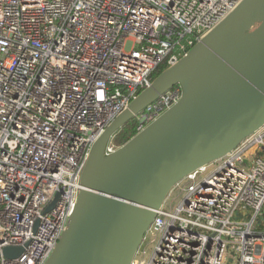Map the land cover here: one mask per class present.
<instances>
[{"label":"built area","instance_id":"2783aa9c","mask_svg":"<svg viewBox=\"0 0 264 264\" xmlns=\"http://www.w3.org/2000/svg\"><path fill=\"white\" fill-rule=\"evenodd\" d=\"M240 1L0 0V264H44L92 143ZM180 94L147 105L136 130ZM178 189L149 229L150 256L140 249L131 264H264V126Z\"/></svg>","mask_w":264,"mask_h":264},{"label":"water","instance_id":"95a60500","mask_svg":"<svg viewBox=\"0 0 264 264\" xmlns=\"http://www.w3.org/2000/svg\"><path fill=\"white\" fill-rule=\"evenodd\" d=\"M176 85L175 103L105 154L126 122ZM263 126L264 0H241L92 143L67 226L44 264H131L171 189Z\"/></svg>","mask_w":264,"mask_h":264},{"label":"trees","instance_id":"16d2710c","mask_svg":"<svg viewBox=\"0 0 264 264\" xmlns=\"http://www.w3.org/2000/svg\"><path fill=\"white\" fill-rule=\"evenodd\" d=\"M164 69H165V65L161 64L160 66H158L151 73V79L155 78ZM137 121H138L137 118L134 117L122 126V128L115 134V136L113 138V142L115 145L119 146V145L123 144L124 142H126L130 137H132L137 132V130H136ZM180 182H182V181H180ZM178 184L175 185L171 189V191L169 192V194L167 195V197L165 199V203L168 201V199L171 197V195L173 193H177L176 191H177Z\"/></svg>","mask_w":264,"mask_h":264},{"label":"rangeland","instance_id":"374dc122","mask_svg":"<svg viewBox=\"0 0 264 264\" xmlns=\"http://www.w3.org/2000/svg\"><path fill=\"white\" fill-rule=\"evenodd\" d=\"M177 193H173L172 195H171V197L168 199V201L166 202L168 205L169 204H171V203H174L176 200H177V198H178V193H179V189H178V187H177V191H176ZM151 239H152V233H151V231L149 230L147 233H146V235H145V237H144V240L142 241V244H141V246H140V248H139V250L140 251H145L146 252V254H145V257L147 258V257H149L150 256V254H151V250H152V248H153V245H154V243L153 242H151ZM155 239H156V241H157V239H158V235L155 237ZM137 257L139 256H141V254H137L136 255ZM135 256V257H136Z\"/></svg>","mask_w":264,"mask_h":264}]
</instances>
